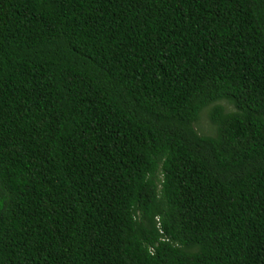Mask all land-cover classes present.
<instances>
[{
    "label": "trees",
    "instance_id": "16d2710c",
    "mask_svg": "<svg viewBox=\"0 0 264 264\" xmlns=\"http://www.w3.org/2000/svg\"><path fill=\"white\" fill-rule=\"evenodd\" d=\"M0 264H264V0H0Z\"/></svg>",
    "mask_w": 264,
    "mask_h": 264
},
{
    "label": "rangeland",
    "instance_id": "374dc122",
    "mask_svg": "<svg viewBox=\"0 0 264 264\" xmlns=\"http://www.w3.org/2000/svg\"><path fill=\"white\" fill-rule=\"evenodd\" d=\"M196 127L199 128V132L207 133L208 132V123L206 116L202 115L200 116L199 121L196 124Z\"/></svg>",
    "mask_w": 264,
    "mask_h": 264
}]
</instances>
